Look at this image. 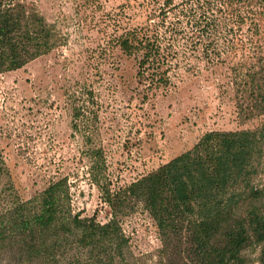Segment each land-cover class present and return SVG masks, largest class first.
I'll return each instance as SVG.
<instances>
[{
    "label": "rangeland",
    "instance_id": "rangeland-1",
    "mask_svg": "<svg viewBox=\"0 0 264 264\" xmlns=\"http://www.w3.org/2000/svg\"><path fill=\"white\" fill-rule=\"evenodd\" d=\"M24 1L54 26L58 44L0 74V202L7 185L28 200L65 178L72 212L103 223L110 208L95 178L115 190L192 148L207 131L254 129L264 122V114H239V104L247 102L232 72L241 59L264 65V0H250L249 17L237 26L230 15L241 40L212 64L190 40L197 35L196 0ZM210 7L201 18L225 16V9ZM142 28L157 29L172 44L176 64L166 86L140 83L138 55L120 49L127 31ZM258 169L264 212V156ZM122 229L131 264H199L188 232L162 234L141 203L123 218ZM243 253L246 264H260V246ZM0 264L39 263L7 246Z\"/></svg>",
    "mask_w": 264,
    "mask_h": 264
},
{
    "label": "trees",
    "instance_id": "trees-1",
    "mask_svg": "<svg viewBox=\"0 0 264 264\" xmlns=\"http://www.w3.org/2000/svg\"><path fill=\"white\" fill-rule=\"evenodd\" d=\"M249 1L196 0L191 7L197 35L190 40L202 47L210 64L223 61L221 55L241 40L229 24L232 15L236 26L249 17ZM211 5L219 12L225 9V16L201 18ZM229 7L232 13H227ZM57 40L54 26L35 6L0 0V74L49 53ZM118 44L127 55H138L140 83L148 88L168 85L174 51L157 29H132ZM232 72L236 85L242 82L239 93L247 102L239 104L241 117L264 114V65L241 59ZM263 156L264 122L254 129L207 131L192 148L127 186L111 190L95 178L110 208L111 217L103 223L94 215L72 212L65 178L28 200L7 185L9 193L2 190L0 202V250L8 246L39 264H131L122 220L141 203L162 234L188 232L199 250V264H246L243 251L251 245L260 246L259 263L264 264V212L257 181Z\"/></svg>",
    "mask_w": 264,
    "mask_h": 264
}]
</instances>
